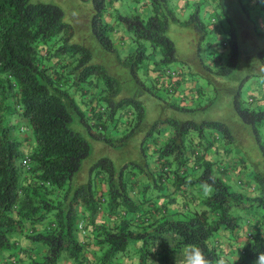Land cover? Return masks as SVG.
<instances>
[{"label": "trees", "instance_id": "obj_1", "mask_svg": "<svg viewBox=\"0 0 264 264\" xmlns=\"http://www.w3.org/2000/svg\"><path fill=\"white\" fill-rule=\"evenodd\" d=\"M83 1L93 6L91 27L103 48L119 52L120 47L113 39L117 21H106L104 18L110 0ZM145 2L150 7L148 15L135 10L118 13L116 17L126 25L134 41V48L124 54L122 61L135 75L145 57H150L152 53L159 55V59H154L152 63L153 69L166 68L177 60L176 45L168 35V29L171 21H179V18L170 0ZM262 8L260 12H264V5ZM201 21L197 8L183 22H195L197 26H202ZM74 32L75 25L65 19V11L57 3L0 0V260L4 249L14 247L12 237L25 234L33 244L46 247L42 256L40 251L37 258L26 264H60L65 253L74 264H82L84 244L78 239V210L82 206L90 216L103 207L109 215L123 210V219L118 225L102 228L96 236L97 245L105 248L97 264H115L119 254L126 252L135 241L143 242L140 261L136 264H147L150 255L148 243L163 234L172 235L176 248L198 246L212 264H217L221 253L214 245L213 238L222 228L235 235L240 229L242 214L259 218V226L263 227L249 234L237 264H259L260 256L264 253V171L253 175L252 181L258 195L250 199L231 189L226 181L214 173L213 162L205 160L195 148L187 154L183 144V137L190 130L197 131L196 135L202 138L207 129H215L222 142H230L232 133L225 121L189 119L180 122L167 118L153 126L152 133L155 130L158 132L159 126L165 122L172 128L170 134L160 132L169 136L156 148L159 164L156 181L163 184L175 176L186 187H211L210 194L202 199V208L190 211L186 217L181 216L184 219L163 216L157 222H149L148 215L137 211L140 204L128 193L127 182L123 179L116 181L115 165L111 159L105 158L95 163L87 183L73 186L74 175L81 170L83 159L90 154L91 147L69 126L72 114L68 101L76 107L77 104L69 97V92L60 86V81L67 83L70 77L67 74L75 71H78L76 81H88L99 74L106 83L103 98L112 108L110 117L113 118L119 107L130 104L136 109L137 126L146 113L142 101L137 97L126 96L114 100L113 95L121 90V81L108 73L102 64L91 62V49L71 40ZM231 34L227 59L215 69L210 68L217 75H226L236 69L240 48L235 30H231ZM55 39H62V42L57 44ZM260 54L264 62V48ZM89 82L94 84L92 80ZM240 96L238 90L234 96V107L240 117L253 126V138L264 154V142L258 137V130L264 124V108L245 106ZM13 115L25 119L34 135L35 151L30 154L32 163L29 169L22 166L24 154L20 139L11 134L15 128L10 120ZM99 117L102 118V114ZM97 124L106 127L105 124ZM146 146L143 140L142 147ZM190 160H193L190 164L191 174L185 179L181 172ZM197 169H200L198 174ZM93 171L108 175L106 194L94 187ZM26 172L32 178L28 186L23 185ZM120 174L122 176L121 171ZM44 195L52 197L45 198ZM125 212L132 213L130 219L125 217ZM46 219L50 224L45 231L24 233L25 224ZM10 258L15 259L16 264L22 262L16 255H10L8 260Z\"/></svg>", "mask_w": 264, "mask_h": 264}, {"label": "rangeland", "instance_id": "obj_2", "mask_svg": "<svg viewBox=\"0 0 264 264\" xmlns=\"http://www.w3.org/2000/svg\"><path fill=\"white\" fill-rule=\"evenodd\" d=\"M32 1L54 2L61 5L65 11V19L75 25V32L71 40L88 46L92 51L91 62L102 64L108 73L121 81V90L113 95L114 100L118 101L126 96H134L142 101L146 110L144 118L137 126L136 109L130 104L119 107L113 118L110 117L112 108L108 106L107 100L103 98V95H105L103 89L106 87V83L99 74L93 75L88 81H76L78 71H75L69 73L70 75L67 74L68 77L70 76L67 83L59 80L62 82L60 86L69 92V97H72L77 104L76 107L67 99L72 114L69 126L77 131L91 147L90 154L83 159L81 170L74 175V187L78 185L79 179L86 184L92 166L107 158L114 162L116 181H119V179L125 180L127 191L131 195L133 189H135L134 186H136V179L142 178L141 180H145L150 178L153 169L157 167L158 155H152L153 147L148 140L149 138L161 139L160 144L164 142L163 138L166 140L168 137L166 134L172 132V128L166 122L159 126L158 132L156 130L154 133L152 132L157 121L167 118L176 119L180 122L189 119L225 121L230 127L233 142L238 147L237 150L241 151L248 160L247 163L252 167L254 164H257V166L262 165L260 156L264 157V154L253 138L254 128L240 117L234 107V96L238 90L244 105L249 106L248 101H246V90L252 80L263 78L259 77V73L264 71V62L260 54L261 49L264 48V14L259 11L255 13L256 10L248 0H210V2L208 0L215 9L210 12L206 11L205 8V1L207 0H170L171 6L179 18V21H171L168 29V35L176 45L177 60L166 68L149 70L148 63L152 64L154 59H159V55L152 53L150 57H145L143 64L138 67L136 75L122 61L123 52L104 49L94 35L91 27L93 6L90 2L83 0ZM197 8L202 26H197L195 22H183L185 19L190 18ZM118 13H131V9L123 6L114 10L112 20L115 23L117 21V29L121 28L130 34L126 25L122 21L116 20ZM231 30H235L240 48L236 69L226 75L211 73V69H215L221 64L218 60L219 57L227 59L231 48L229 40L232 36ZM115 37L116 34L113 33V39L117 42ZM61 42L62 39L57 40V44ZM208 46L211 48L210 50H208ZM52 59L55 60V56ZM168 70H177L179 75L171 77ZM186 74H190V80L195 81L191 85L193 87L192 92L191 88L183 83L179 87L174 84V88L170 87V82H173L174 78H179L183 82ZM91 80L94 84L89 82ZM183 85L185 88H182ZM196 88L198 89L197 92H195ZM100 114H102V118L99 117ZM13 116L15 117V115ZM97 123L105 124L106 127H99ZM21 124H27V121L22 119ZM14 125L15 128L20 126L17 123H14ZM155 129L157 128L155 127ZM150 130L151 132H149ZM207 130L208 134L218 133L215 129ZM161 131L166 134L160 133ZM258 132L260 141L264 142L262 138L264 124L261 125ZM26 133H29L28 136L34 141V135L30 127L27 128ZM149 134L152 135L149 136ZM196 134L197 131L190 130L188 135L183 137L187 154L193 148L190 144L191 137L196 136ZM18 137H21V135H18ZM143 140L148 145L145 148L142 147ZM213 170L219 176V173L215 169ZM199 172L200 169H197L196 173ZM250 172H253V170L250 169ZM92 176L95 188L98 189L100 184L107 185V174H99L93 171ZM229 184L233 190L240 189V186L234 182H229ZM153 192L155 191L151 188L149 194H153ZM142 194L136 193L137 196L141 197ZM261 211H258V213L260 214ZM131 214L129 212L128 215L131 216ZM183 215L186 217L190 213L186 212ZM184 217L179 219H184ZM133 245L132 242L126 252L132 256L137 251V249H133ZM45 248V245L40 244L39 248L36 249L38 255L41 251L42 256ZM65 255L67 254L65 253L62 257ZM12 261L13 259L10 258L7 264H13ZM18 264L22 263L18 262Z\"/></svg>", "mask_w": 264, "mask_h": 264}, {"label": "crops", "instance_id": "obj_3", "mask_svg": "<svg viewBox=\"0 0 264 264\" xmlns=\"http://www.w3.org/2000/svg\"><path fill=\"white\" fill-rule=\"evenodd\" d=\"M209 2L208 0L205 1V8L206 11L210 12L215 9L213 4H210ZM250 3L253 5L254 10H256L255 13L261 11L260 7L263 9L262 7L264 5V0H251ZM123 6L129 7L131 12L136 10L144 15H148L150 13V7L145 2V0H110L107 10L104 14L105 20L112 21L114 18V10ZM261 13L264 14L263 11ZM114 33L116 34L115 38L118 42H115V44L116 46L120 47L119 51L125 54L134 48V41L132 40L130 34H128L125 30L118 28L114 31ZM209 46L211 45L209 44ZM209 46L208 50L211 49ZM218 60L223 63L225 58L223 59L219 57ZM152 66L153 64H150L148 69H153ZM211 73L213 72L211 71ZM259 75V77L263 78L260 80L259 78H255L251 81L247 90L245 89L247 95L246 101H248L249 105L255 109L264 108V71L259 73ZM170 76L172 77L173 75ZM190 78V74H186L183 82L179 78H174L173 82H170V85L172 87L174 85L179 87L181 83L184 85L187 84V87L191 88L192 92L193 87H191V85L192 83H195V81H191ZM184 85L182 88H185ZM198 88L200 89V87ZM197 90L198 89L196 88L195 92H197ZM184 97L183 99H185ZM10 120L12 123H17V125H20L18 128H15V130L13 129L11 134L20 139V148L24 154L23 157L25 158L30 156V154L35 151V142L32 141V139L28 136L30 135L29 133L20 131L21 127H27L26 124H21L22 118H20L18 115H15V117H10ZM208 133L209 132L206 131L204 134H202V138L198 137L197 135L192 136L190 144L193 148L191 149L195 148L194 150L200 153L205 160L213 162L215 171L219 173V176L224 181H226L228 184L229 182H234L240 186V189L236 191L240 192L245 197H249L250 199L256 197L258 195V190L252 181V177L255 173L264 171V157L262 155L260 156V162L262 164L261 166L254 164L252 167L249 165V163H247L248 160H246L241 151L237 150L238 147L233 142V137L230 142L224 143L219 139L217 135L218 133ZM18 135H21V137H18ZM262 138L264 140V135ZM160 140L161 139L154 140L149 138L148 142L153 147L152 155L157 154L156 148L160 144ZM163 141H165L164 138ZM206 143H210V145L207 146ZM156 163L157 167L153 169V174L149 176L150 178H146L145 180H141L142 178L136 179L137 185L132 191L131 196L136 202L140 204L139 210L137 211L148 215L150 217L149 222L154 223L162 219L163 216L166 218L172 217L179 219L186 212H190L195 209H201L202 199L205 197L204 187H186L185 184L182 183V180L176 178L175 176H173L174 178L165 180V182L161 184L160 182L156 181L159 174L158 160H156ZM191 163H193V160H190L181 172V175L184 176L185 179L189 178V175L191 174V172H189ZM250 169H252L253 172H250ZM24 180V186H28L32 182V178L28 172L25 173ZM79 182L80 184L83 183V181L80 179ZM79 182L78 185H80ZM243 186L244 188L242 189ZM151 188H153L155 191L153 194H149ZM107 190L108 184H100L99 188L97 189L98 192L101 191L105 194L107 193ZM136 193H143V197L137 196ZM44 197L50 198L52 196L47 197L44 195ZM104 210L105 209L103 207L102 210L90 216L85 207H79L78 224L82 225V229H78V239L84 244V258L82 264H97L100 256L105 251V248L98 246L96 242V236L99 230L102 228H113L119 224L120 220L123 219V217H121L123 216V210H120V213L116 215H109ZM236 214H239V212L236 211ZM240 216V229L235 235H231L228 230L222 228L217 234H215L213 238L214 245L221 253L219 259L217 260V264L220 259L224 260V264H237L240 254L243 251V245L246 243L249 234H251L254 229L258 230L259 228L261 229L263 227L259 226V218L255 216H248V214H242ZM125 217L129 219L131 218L127 212H125ZM49 224V220L46 219L42 222L31 225L25 224V228L23 230L24 233L28 234L43 232L49 227ZM262 237L264 239V233H262ZM12 241L14 247L12 249L3 250L0 264H7L8 258L12 254L20 258V260H22V264H26L27 262L37 258L38 252L36 249H38L40 245L33 244L25 236V234L13 236ZM174 243L175 241L171 234H163L159 238L150 240L148 243L150 255L147 260V264H182L184 255L188 251L189 247L176 248ZM133 244V249H137L135 254L132 256L131 254L126 253L129 250L128 248L126 252L119 254L115 264H136L140 261V250L143 242L135 241ZM60 264H74V262L68 257V255H65L61 258Z\"/></svg>", "mask_w": 264, "mask_h": 264}, {"label": "clouds", "instance_id": "obj_4", "mask_svg": "<svg viewBox=\"0 0 264 264\" xmlns=\"http://www.w3.org/2000/svg\"><path fill=\"white\" fill-rule=\"evenodd\" d=\"M27 127H21L20 131L26 130ZM30 157V156H29ZM23 161V160H22ZM211 192V187L208 185L204 186V194L209 195ZM182 264H212L210 260H208L203 251L198 248L196 245H191L188 248V251L185 253ZM218 264H224V260L220 259ZM259 264H264V253L260 256Z\"/></svg>", "mask_w": 264, "mask_h": 264}, {"label": "built area", "instance_id": "obj_5", "mask_svg": "<svg viewBox=\"0 0 264 264\" xmlns=\"http://www.w3.org/2000/svg\"><path fill=\"white\" fill-rule=\"evenodd\" d=\"M169 75L177 76L179 74V71L177 70H168ZM31 158L29 156L25 157L22 161V166L26 169H29L31 166ZM79 229H82V225H79ZM13 264H16L17 262L15 259L12 261Z\"/></svg>", "mask_w": 264, "mask_h": 264}]
</instances>
